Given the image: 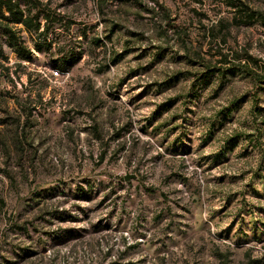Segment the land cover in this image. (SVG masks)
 <instances>
[{"label":"rangeland","instance_id":"374dc122","mask_svg":"<svg viewBox=\"0 0 264 264\" xmlns=\"http://www.w3.org/2000/svg\"><path fill=\"white\" fill-rule=\"evenodd\" d=\"M37 2L41 50L11 24L28 59L0 20V264H264V21L229 0ZM219 66L220 88L197 79Z\"/></svg>","mask_w":264,"mask_h":264},{"label":"trees","instance_id":"16d2710c","mask_svg":"<svg viewBox=\"0 0 264 264\" xmlns=\"http://www.w3.org/2000/svg\"><path fill=\"white\" fill-rule=\"evenodd\" d=\"M37 3H39L37 0H0V20L4 21L3 32L7 44L20 59H28L32 50H30V48L25 44V42L21 39V36L18 35L11 24L21 25L26 32H34L38 38L34 42L35 50L39 51L45 46V39H42V37H46L48 27L41 24L39 13L38 11H35ZM229 3L234 6L239 13L240 17L237 18L239 23L252 24L258 20V17H260L258 12L249 10L248 7L240 0H229ZM260 20L264 21V18L260 17ZM107 37L110 38V36ZM96 41H99V39H96ZM223 61H226L225 57L223 58ZM233 70L234 69L229 67H207L205 71L201 72L197 79L203 80L204 84H209L211 79L210 77L217 76L221 78L218 84V87L220 88L226 81L228 77L227 75L234 72ZM257 81H264V76H257ZM259 88L262 89L263 87Z\"/></svg>","mask_w":264,"mask_h":264},{"label":"built area","instance_id":"2783aa9c","mask_svg":"<svg viewBox=\"0 0 264 264\" xmlns=\"http://www.w3.org/2000/svg\"><path fill=\"white\" fill-rule=\"evenodd\" d=\"M54 75H58V71L57 70H53Z\"/></svg>","mask_w":264,"mask_h":264}]
</instances>
